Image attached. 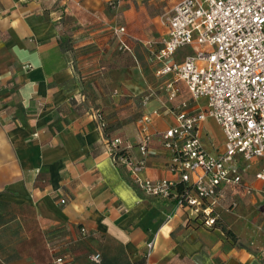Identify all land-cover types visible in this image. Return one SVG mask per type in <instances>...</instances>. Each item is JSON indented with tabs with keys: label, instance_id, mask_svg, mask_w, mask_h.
Returning <instances> with one entry per match:
<instances>
[{
	"label": "crops",
	"instance_id": "obj_1",
	"mask_svg": "<svg viewBox=\"0 0 264 264\" xmlns=\"http://www.w3.org/2000/svg\"><path fill=\"white\" fill-rule=\"evenodd\" d=\"M181 1L0 0V264H54L51 246L68 251L69 264H264V185L254 178L264 160L243 185L219 190L215 211L236 242L137 181L180 182L162 135L182 104L206 108L184 83L171 101L172 76L159 77L161 63L149 60L147 42L166 34L165 17ZM145 116L151 142L134 176ZM200 138L208 152L223 151L214 119ZM116 139L120 158L110 150Z\"/></svg>",
	"mask_w": 264,
	"mask_h": 264
},
{
	"label": "built area",
	"instance_id": "obj_2",
	"mask_svg": "<svg viewBox=\"0 0 264 264\" xmlns=\"http://www.w3.org/2000/svg\"><path fill=\"white\" fill-rule=\"evenodd\" d=\"M166 27L160 40L147 42L149 60L161 63L156 71L159 77L172 76L168 86L171 101L178 94L174 85L184 83L191 99H205L206 108L192 112L182 104L176 125L162 135L172 170L181 175L180 182L137 181L146 194L174 197L178 206L188 208L205 228L216 229L220 219L215 205L220 188L243 185L252 164L264 160V0H182L167 16ZM113 32L121 37L126 29L114 28ZM120 37L121 49L131 51ZM191 46L197 47L195 53L182 62L170 61L178 51ZM153 114L159 115L157 111ZM208 118L214 119L224 134L225 146L220 153L212 154L202 145L200 126ZM150 121V116L143 119L140 151L144 159L132 167L134 176L146 163ZM121 144L120 139L110 143L113 157H121ZM254 178L264 185V166ZM179 183L190 189L179 192ZM80 232L87 235L86 228ZM59 248L50 247L53 263H71L72 255ZM153 249L151 241L148 257ZM89 259L102 261L99 253L91 254Z\"/></svg>",
	"mask_w": 264,
	"mask_h": 264
},
{
	"label": "trees",
	"instance_id": "obj_3",
	"mask_svg": "<svg viewBox=\"0 0 264 264\" xmlns=\"http://www.w3.org/2000/svg\"><path fill=\"white\" fill-rule=\"evenodd\" d=\"M104 123V122H103ZM105 127H106V124L104 123V126H103V130H105ZM190 189L187 184L185 183H179L177 185V189L179 192H184L185 190ZM216 229H222V231L226 234V236L230 239H232L234 242L237 241V237L235 236V234L233 232H231L230 230H228L226 227H224L221 222L219 221L217 226H216Z\"/></svg>",
	"mask_w": 264,
	"mask_h": 264
},
{
	"label": "rangeland",
	"instance_id": "obj_4",
	"mask_svg": "<svg viewBox=\"0 0 264 264\" xmlns=\"http://www.w3.org/2000/svg\"><path fill=\"white\" fill-rule=\"evenodd\" d=\"M167 18V16L165 17V19ZM179 175V180H181V175L180 174H178ZM6 249L8 250L9 249V246L7 245V247H6Z\"/></svg>",
	"mask_w": 264,
	"mask_h": 264
}]
</instances>
